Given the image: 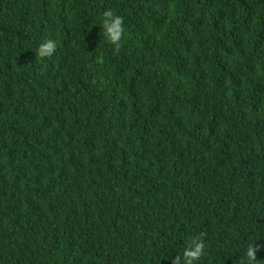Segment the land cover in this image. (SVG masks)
Listing matches in <instances>:
<instances>
[{
    "label": "trees",
    "instance_id": "obj_1",
    "mask_svg": "<svg viewBox=\"0 0 264 264\" xmlns=\"http://www.w3.org/2000/svg\"><path fill=\"white\" fill-rule=\"evenodd\" d=\"M194 237L198 264H264V0H0V264H172Z\"/></svg>",
    "mask_w": 264,
    "mask_h": 264
},
{
    "label": "clouds",
    "instance_id": "obj_2",
    "mask_svg": "<svg viewBox=\"0 0 264 264\" xmlns=\"http://www.w3.org/2000/svg\"><path fill=\"white\" fill-rule=\"evenodd\" d=\"M101 26L106 40L118 48L123 40V33L126 31L122 18L111 10H105L101 14ZM56 49L53 40H43L37 48V54L41 58L49 57ZM258 247V246H256ZM204 248L203 243L198 238H190L186 243L182 254L172 260V264H198ZM246 264H253L255 259L254 245L250 244L244 253Z\"/></svg>",
    "mask_w": 264,
    "mask_h": 264
}]
</instances>
